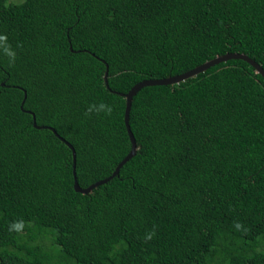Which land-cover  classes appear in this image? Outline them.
Instances as JSON below:
<instances>
[{"label":"trees","instance_id":"16d2710c","mask_svg":"<svg viewBox=\"0 0 264 264\" xmlns=\"http://www.w3.org/2000/svg\"><path fill=\"white\" fill-rule=\"evenodd\" d=\"M234 52L264 68V0H0V264H264L247 61L142 88L136 155L89 193L59 137L82 188L108 178L132 149L121 93Z\"/></svg>","mask_w":264,"mask_h":264},{"label":"water","instance_id":"95a60500","mask_svg":"<svg viewBox=\"0 0 264 264\" xmlns=\"http://www.w3.org/2000/svg\"><path fill=\"white\" fill-rule=\"evenodd\" d=\"M230 59H242L247 61L248 63H250L253 67L256 68L258 73H261L264 76V68L257 62L255 61L253 58H251L248 54L245 53H238V52H234V53H226L224 55H220L212 60L206 61L205 63L185 72L179 75H174V76H169L167 78H162V79H146L143 81H140L139 83L135 84L129 92L127 93H121V95L125 96V98L127 99V106H126V113H125V122H126V126L128 129V133L129 136L131 138V142H132V149L130 151V153L123 159V161L117 166L116 170L114 171V173L105 179H102L92 185H90L89 187L86 188H82L79 184V181L76 177V165H77V153L76 150L74 148V146L66 141L63 137L59 136L62 140H64L69 147L73 150V167H74V174H75V189L79 192H83V193H89L91 192L94 188H96L97 186L107 183L110 179L114 178L116 175L119 174L121 168L131 159L133 158L136 153H137V142H136V138L131 130V126L129 123V118H130V111H131V106H132V101L134 96L144 87L146 86H153V85H173V84H178L181 83L189 78L195 77L198 74L205 72L207 69H209L210 67L217 65L221 62H225L228 61ZM108 75H109V70L107 69L106 73H105V82L106 85L109 86L108 84ZM25 100L22 103V107L24 104ZM34 116V125L38 128H47V126H40L37 124L36 121V116L33 112H31ZM50 129H52L53 131L56 132V130L53 127H49ZM59 135V134H58Z\"/></svg>","mask_w":264,"mask_h":264},{"label":"rangeland","instance_id":"374dc122","mask_svg":"<svg viewBox=\"0 0 264 264\" xmlns=\"http://www.w3.org/2000/svg\"><path fill=\"white\" fill-rule=\"evenodd\" d=\"M17 1V0H16Z\"/></svg>","mask_w":264,"mask_h":264}]
</instances>
